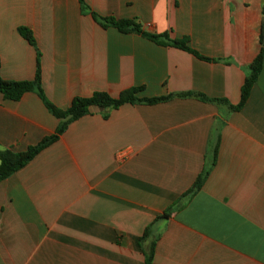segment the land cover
Masks as SVG:
<instances>
[{
    "label": "crops",
    "instance_id": "crops-1",
    "mask_svg": "<svg viewBox=\"0 0 264 264\" xmlns=\"http://www.w3.org/2000/svg\"><path fill=\"white\" fill-rule=\"evenodd\" d=\"M85 1L186 36L209 60L103 27L79 0H0V77L33 80L39 52L42 87L62 109L95 91L172 95L92 106L0 181V264H145L152 241V264H264V61L243 107H230L261 49L264 0ZM61 122L35 91L0 93V149L26 151Z\"/></svg>",
    "mask_w": 264,
    "mask_h": 264
},
{
    "label": "trees",
    "instance_id": "trees-1",
    "mask_svg": "<svg viewBox=\"0 0 264 264\" xmlns=\"http://www.w3.org/2000/svg\"><path fill=\"white\" fill-rule=\"evenodd\" d=\"M81 4V10L85 14H91L93 18L103 27H116L120 31L129 33V32H136L140 33L144 36H147L151 40L161 44L172 45L184 50H187L197 57L201 59L209 58L201 55L198 51L193 49L189 44V38H171L168 33L158 34V33H149L146 32L141 23L136 18H116L114 16H102L96 11L92 10L89 4L85 0H79ZM263 19L260 31V43L261 49L259 54L253 60V62L249 65V73L245 79V82L242 87L241 92V100L237 105H230L231 109L239 110L243 107L245 102L247 101L251 89L255 82L257 81L262 68H263V61H264V6L262 9ZM20 34L27 39L33 46H36V41L33 36L32 31L28 27H19ZM1 64V61H0ZM41 54L38 52V59H37V69L36 75L33 80H24V81H17V80H8L0 77V93L6 99L10 100H19L23 97L26 92L35 91L44 101L47 108L58 118L62 119L61 124L57 128L56 132L46 138H44L39 144L33 145L28 147L26 151L23 152H15L10 149H0V181L8 178L10 175L15 173L17 170L23 168L29 161H31L43 148L47 147L54 141H56L59 136L67 129L68 125L84 115H87L91 112L92 106L100 107L101 109L107 110L110 108H118L123 104L126 103H158L161 101L168 100L172 97V95L163 96V97H153V98H146V97H139L137 94L142 89L141 87H133L126 89L120 93L119 96L114 97L108 92L105 91H95L89 97H75L71 103V105L66 108L62 109L57 107L53 102H51L45 94V91L42 87L41 81ZM181 97L189 96V95H197L202 99H205L204 95L201 94H192V93H181L178 94ZM215 101H220L227 103L228 101L225 99H216ZM204 180V173L199 175L197 178L194 186L187 192H195L198 190L203 183ZM166 213L164 215L159 216L157 219L166 217ZM150 224L143 236L141 237V245L143 241L149 237ZM145 252V264H152L154 253H155V241L150 242L147 247H144Z\"/></svg>",
    "mask_w": 264,
    "mask_h": 264
}]
</instances>
